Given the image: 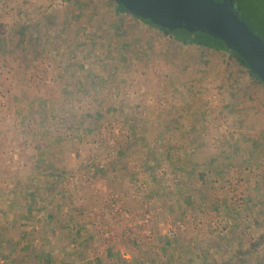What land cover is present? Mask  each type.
<instances>
[{
	"label": "rangeland",
	"instance_id": "obj_1",
	"mask_svg": "<svg viewBox=\"0 0 264 264\" xmlns=\"http://www.w3.org/2000/svg\"><path fill=\"white\" fill-rule=\"evenodd\" d=\"M222 55L114 0H0V264H264V88Z\"/></svg>",
	"mask_w": 264,
	"mask_h": 264
},
{
	"label": "water",
	"instance_id": "obj_2",
	"mask_svg": "<svg viewBox=\"0 0 264 264\" xmlns=\"http://www.w3.org/2000/svg\"><path fill=\"white\" fill-rule=\"evenodd\" d=\"M129 13L170 30L204 32L238 53L264 82V38L242 18L236 0H116Z\"/></svg>",
	"mask_w": 264,
	"mask_h": 264
},
{
	"label": "trees",
	"instance_id": "obj_3",
	"mask_svg": "<svg viewBox=\"0 0 264 264\" xmlns=\"http://www.w3.org/2000/svg\"><path fill=\"white\" fill-rule=\"evenodd\" d=\"M62 1H66V2H70L72 0H62ZM118 9L124 13H129L122 5H120L116 0H114ZM236 0V5L239 11V7L240 4L239 2H242V0ZM240 12V11H239ZM133 15V14H131ZM134 17H136L137 19H140L138 16L133 15ZM242 16V15H241ZM243 19H245L242 16ZM143 20V19H141ZM144 22L150 24L153 27H156L158 29H160L161 31H163L166 35L171 36L175 41H177L178 43H181L184 46H195L200 48L202 51H206V52H210L214 55V57H218V55L222 54V56H227L228 55V66L230 70V78H232L234 76V73L238 72V74L240 75V77H233L236 84H233L234 89H232V97L233 96H237V93L235 92V89H238V83L242 85V80L248 83V84H253L255 85L256 88L258 87H262L264 88V82L261 80V78L252 71V69L249 67V65L245 62V60L240 57V55L238 53H236L235 51H233L231 48H229L222 40L213 37L207 33L204 32H188L186 29H175V30H170L167 27H161L155 23H153L150 20H143ZM245 21H247L245 19ZM248 22V21H247ZM264 22V21H263ZM249 23V22H248ZM257 33H259L253 26H251ZM235 70V71H234ZM236 86V87H235ZM238 87V88H237ZM243 87H241L242 89ZM181 119H183L182 115L179 114L177 117H175L176 121H180ZM173 128H177L176 125H174ZM143 137H139V139H142ZM209 165V163H208ZM208 177V173H206V171H199L197 173V183L199 184V187H201L200 191L202 192V194L205 196L207 193V182H206V178ZM206 192V193H205ZM71 200V195L67 197V201ZM74 206V205H73ZM72 206L71 212L72 210L76 209V207ZM81 214L82 213V209L80 211ZM52 215L49 216V218ZM53 222L50 223L51 224V228L55 229L56 224H60V223H64L65 222V215H59L57 216V218L55 216L50 218ZM57 221H60L59 223ZM11 222L7 221L5 224L0 223L1 228L3 229L2 234L4 235L5 233V228L6 226H10ZM65 224V223H64ZM15 244L19 243L21 240V238L18 239H13ZM66 253H64L65 255ZM66 256V255H65ZM68 256L71 258H75L78 255L75 253H72L70 255V253L68 254ZM101 261L102 264H108L107 259H99Z\"/></svg>",
	"mask_w": 264,
	"mask_h": 264
}]
</instances>
